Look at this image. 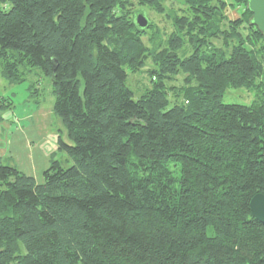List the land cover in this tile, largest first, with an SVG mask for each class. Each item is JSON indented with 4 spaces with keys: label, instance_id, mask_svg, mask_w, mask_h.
Wrapping results in <instances>:
<instances>
[{
    "label": "trees",
    "instance_id": "16d2710c",
    "mask_svg": "<svg viewBox=\"0 0 264 264\" xmlns=\"http://www.w3.org/2000/svg\"><path fill=\"white\" fill-rule=\"evenodd\" d=\"M167 1L0 0L2 76L16 84L30 66L51 80L72 161L42 183L0 162V264H264L250 210L264 194V36L249 0ZM145 8L173 27L158 53L143 40L153 21L136 23ZM220 38L237 44L226 54ZM147 58L138 95L128 68ZM232 88L254 101L224 103ZM12 107L0 100V121Z\"/></svg>",
    "mask_w": 264,
    "mask_h": 264
},
{
    "label": "rangeland",
    "instance_id": "374dc122",
    "mask_svg": "<svg viewBox=\"0 0 264 264\" xmlns=\"http://www.w3.org/2000/svg\"><path fill=\"white\" fill-rule=\"evenodd\" d=\"M166 7L167 11L176 10L178 13L181 8H184L180 0H169L166 2ZM140 8L137 6L134 10ZM145 10L148 14L146 17L153 21L156 30L153 28L148 30V33L143 35V40L150 49L155 50L154 53H158L163 50L161 44L171 34L173 27L167 16L159 15L148 8H145ZM241 10L239 7L236 10L230 7L226 10L225 15L231 20H236L239 18ZM220 27L222 28L221 31L225 32L229 29L228 23L226 25L222 24ZM228 43L227 48L229 50L223 45L224 39L212 40L213 47L224 51L226 54L232 50L237 41L230 39ZM152 66V58H147L144 65L135 66V72L132 71L134 68H128V84L136 94L140 95L146 88L151 87L148 71L151 70ZM17 75L22 80L16 84H10L3 78L0 67V100L6 98L11 99L13 102V107L3 113V116L8 117L10 115L11 121L14 123H10L14 129L11 131L6 130V142L13 141L9 145L6 156L15 157L14 154L18 149L19 151L16 154H20L21 157L13 158L17 168L27 175L33 176L38 183H42L44 171L50 167L53 161H59L66 168L72 165L68 155L59 151L58 147L59 137L62 136L67 139V133L63 123L54 113L55 97L51 80L42 75L38 69L30 66L20 67ZM183 81L184 75L180 74L168 85L173 88L170 89V98L173 102L176 100L177 91L184 85ZM254 99V93L243 88H232L225 94L223 102L249 104ZM7 124H2L0 121V128L6 129ZM3 132L0 130L1 137ZM3 146L7 148L8 144L6 143ZM29 160L34 163L30 165ZM11 161L7 158L6 160H0L3 164L14 166L10 164Z\"/></svg>",
    "mask_w": 264,
    "mask_h": 264
},
{
    "label": "water",
    "instance_id": "95a60500",
    "mask_svg": "<svg viewBox=\"0 0 264 264\" xmlns=\"http://www.w3.org/2000/svg\"><path fill=\"white\" fill-rule=\"evenodd\" d=\"M248 9L252 13V23L264 36V0H249ZM136 23L141 29H146L149 26V19L143 14H138ZM250 210L253 218L264 224V194L253 197Z\"/></svg>",
    "mask_w": 264,
    "mask_h": 264
},
{
    "label": "crops",
    "instance_id": "0c3cea01",
    "mask_svg": "<svg viewBox=\"0 0 264 264\" xmlns=\"http://www.w3.org/2000/svg\"><path fill=\"white\" fill-rule=\"evenodd\" d=\"M2 122V124H4V123H8L7 124V128L5 129V128H0V130H2V131H4L3 132V135H2V137L0 136V160H6V158L7 159H10V160H12L11 162H10V164H13L14 166H16V163H15V161H14V159L13 158H20L21 157V155L20 154H16L19 150L17 149V152H15V157H9V156H6L7 155V150H8V148H9V145H11V143H13V141H11V140H9V141H7L6 142V136H7V134H6V130L7 131H11L12 129H14L12 126H11V122L13 123V121H11V116L10 115H8V117L5 115V116H3V121H1ZM14 124V123H13ZM6 126V125H5ZM8 144V147L7 148H4V144ZM14 152V151H13ZM11 154V153H10ZM9 154V155H10ZM27 155H29V154H27ZM6 156V157H5ZM32 160H29V164L30 165H32V163H34L33 161L31 162ZM17 167V166H16Z\"/></svg>",
    "mask_w": 264,
    "mask_h": 264
}]
</instances>
